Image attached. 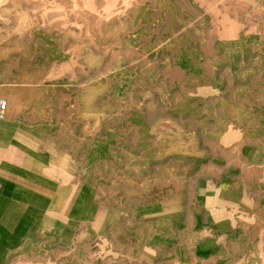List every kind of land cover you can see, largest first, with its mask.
<instances>
[{"label": "rangeland", "instance_id": "obj_1", "mask_svg": "<svg viewBox=\"0 0 264 264\" xmlns=\"http://www.w3.org/2000/svg\"><path fill=\"white\" fill-rule=\"evenodd\" d=\"M210 17L195 0H0V264H91L79 228L97 217L75 220L91 201L103 225L119 217L116 240L174 228L201 242L218 230L214 190L258 200L241 238L264 264V45L237 49L240 75L196 78L192 57L217 52Z\"/></svg>", "mask_w": 264, "mask_h": 264}, {"label": "crops", "instance_id": "obj_2", "mask_svg": "<svg viewBox=\"0 0 264 264\" xmlns=\"http://www.w3.org/2000/svg\"><path fill=\"white\" fill-rule=\"evenodd\" d=\"M195 2L199 3L205 13H210V20L213 23L209 26L218 29L219 38L216 41V53L213 55L202 53L192 57L193 64L189 65V68H195L193 76L196 78L201 76L202 72L199 69L201 66L213 68L216 74L224 70L234 74L241 73L243 55L236 56L237 49L244 45L249 47L264 45V0H195ZM202 78L204 84L199 85L202 91H209V84H217L216 80L208 79L209 75L206 72ZM243 88L237 86L238 91H242ZM5 139L0 132V168L5 166L11 151ZM222 184L226 188L236 187L235 183ZM238 191L219 193L214 190L211 192L212 195H206L204 200L211 214L216 217L214 226L218 230L215 231V235L201 242L195 237L196 234L183 238L174 228L165 238L163 234H157L159 237L151 235L153 239L149 241L148 230L140 228L127 236V239L116 240L112 233L121 231L115 230V226L119 224V217L115 216V219H112L109 213V219L103 225L100 221L101 208L95 201H91L86 212L82 211L75 220L78 227H81L85 220L90 218L94 220L97 217V222L93 223L95 228L92 230L85 232L83 228H79L82 235L91 233L93 241L97 243L92 252L91 264H105V261L107 264H259L252 259H245L244 243L241 238L244 235H254V225L258 226L260 219L258 200L255 202V199L241 195ZM116 215L119 213L116 212ZM172 224L174 225V222ZM75 234L78 235V232ZM113 240L117 245L113 244ZM197 242H200L198 246L195 245ZM209 244L212 245V249L207 250ZM61 264L80 263L63 261Z\"/></svg>", "mask_w": 264, "mask_h": 264}, {"label": "built area", "instance_id": "obj_3", "mask_svg": "<svg viewBox=\"0 0 264 264\" xmlns=\"http://www.w3.org/2000/svg\"><path fill=\"white\" fill-rule=\"evenodd\" d=\"M7 110H8L7 101L0 98V120H4L6 118Z\"/></svg>", "mask_w": 264, "mask_h": 264}]
</instances>
